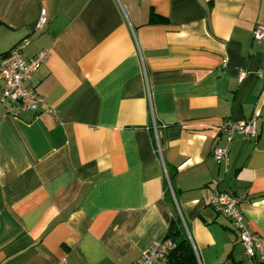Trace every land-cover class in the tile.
Here are the masks:
<instances>
[{"label": "crops", "instance_id": "obj_1", "mask_svg": "<svg viewBox=\"0 0 264 264\" xmlns=\"http://www.w3.org/2000/svg\"><path fill=\"white\" fill-rule=\"evenodd\" d=\"M0 22V53L50 50L38 110L0 101V264H133L178 216L199 264H264L209 203L236 192L264 246V0H0Z\"/></svg>", "mask_w": 264, "mask_h": 264}, {"label": "built area", "instance_id": "obj_2", "mask_svg": "<svg viewBox=\"0 0 264 264\" xmlns=\"http://www.w3.org/2000/svg\"><path fill=\"white\" fill-rule=\"evenodd\" d=\"M46 22L47 16L44 10L38 27L43 28ZM253 37L257 41H264V25L256 26L253 31ZM29 42L30 39L25 38L8 51L0 53V81L3 83L0 101L4 105H19L25 111H36L43 101V97L35 89L31 88L28 82L39 66L49 58L50 50L44 48L33 57L25 59L22 56V51ZM246 75V71H241L239 80L242 81ZM257 75L264 77V69L258 70ZM220 130L226 137L227 144L215 146L213 156L217 162L228 163V144L230 141L236 136L256 137L259 131V121L257 117L246 121L225 119L220 125ZM158 141H160L159 137ZM169 186L171 187V185ZM240 201V196L232 190H216L210 198L209 203L216 212L224 215L231 221L241 243L246 249V253L252 258H259L264 261L262 237L249 229L240 208ZM175 245L174 240L169 237L159 242H154L144 249L140 257L133 264H156L159 259L166 258L175 248Z\"/></svg>", "mask_w": 264, "mask_h": 264}, {"label": "trees", "instance_id": "obj_3", "mask_svg": "<svg viewBox=\"0 0 264 264\" xmlns=\"http://www.w3.org/2000/svg\"><path fill=\"white\" fill-rule=\"evenodd\" d=\"M168 236L173 238L176 246L168 255L166 264H199L194 245L183 227L180 216L171 221Z\"/></svg>", "mask_w": 264, "mask_h": 264}]
</instances>
